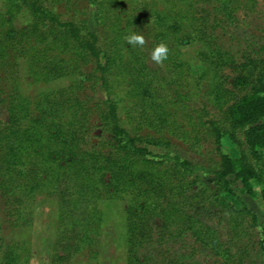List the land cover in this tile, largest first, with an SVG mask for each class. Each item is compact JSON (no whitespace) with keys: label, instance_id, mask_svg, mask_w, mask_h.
<instances>
[{"label":"trees","instance_id":"1","mask_svg":"<svg viewBox=\"0 0 264 264\" xmlns=\"http://www.w3.org/2000/svg\"><path fill=\"white\" fill-rule=\"evenodd\" d=\"M65 1L70 9L72 0ZM164 1L167 11L162 12L154 9L149 0L133 1V6L126 9L121 4L110 5L108 0H88L103 26L102 32H96L78 11L72 15L58 11L62 0H3L0 70L7 73L10 87V119L7 123L0 121L1 197L12 224H17L29 221L37 192H58L65 219L54 246L60 259L71 255L58 253L64 242L72 244L71 250L75 251L79 247H73V239L83 240L86 236L74 227H94L101 219L99 198L123 194L128 199L125 228L129 264H148L140 259L138 248L152 238L159 216L164 226L181 224L208 245L207 232H203L206 229L196 225L202 223L200 214L211 210L207 200L232 211L225 198L241 200L244 192L253 197L261 194L264 203V45L259 48L258 58L248 56L240 69L234 68L235 89L219 87L225 99L223 110L218 117L205 121L220 155L219 162L209 169L194 163L173 152L171 140L164 135L166 130H176L164 106L176 101L170 88L183 78L171 38L187 26L188 32L179 42L205 39L211 35V27L221 22L215 17L211 23L205 4L213 0ZM215 1L216 14L230 23L238 21L235 0ZM20 15H24V23L17 26L14 21ZM132 32L144 35L143 48L127 42L125 37ZM161 41L168 45V58L163 66L154 67L149 64L148 51ZM53 50L67 58L50 54ZM22 61L45 80L76 75V87L90 83L91 89L104 96L84 99L74 85L51 88L41 92L35 102L36 112L32 113L21 97L18 67ZM90 64L93 67L87 71L85 66ZM197 74L194 76L200 80ZM123 78L134 85L142 101L125 118L116 93V83ZM178 93L182 100L188 97ZM94 112L103 133L97 136L96 145L90 146ZM226 137L239 147L238 153L223 150ZM199 171L212 174L213 185L193 188L200 178ZM74 180H83L81 189L74 186ZM235 182H241L242 187H234ZM77 208L85 214L77 217ZM242 211L249 213L259 227V242L264 245V223L246 206ZM14 263L13 246L8 245L0 264Z\"/></svg>","mask_w":264,"mask_h":264},{"label":"rangeland","instance_id":"2","mask_svg":"<svg viewBox=\"0 0 264 264\" xmlns=\"http://www.w3.org/2000/svg\"><path fill=\"white\" fill-rule=\"evenodd\" d=\"M108 1L110 5L121 4L126 9L131 8L133 1L137 0ZM149 1L154 9L167 11L164 0ZM235 2L238 5L236 23H230L220 14H216L217 2L213 0L205 5L211 13V23L217 17L221 25L211 27L210 36L181 43L180 37L188 32L185 26L181 33L171 38L179 54L183 78L180 84H173L170 88V93L176 101L164 106L166 111H170L176 130L173 133L166 130L164 135L171 140L173 152L208 169L215 167L220 160L214 138L211 137L205 123L207 119L218 117L225 105L219 87L235 89L232 84L237 73L235 69H240L248 56L258 58L261 55L259 48L264 45V0ZM3 4V0H0V9ZM70 5L69 9L66 1L62 0L57 9L62 13L68 12L69 15L78 11L80 17L88 20L93 31L102 32L103 26L99 24L97 12L88 0H72ZM23 16L15 18L17 26L24 23ZM125 20L126 17L123 23ZM123 51L128 54L127 48ZM148 52L150 55L151 51ZM50 54H59L67 58V55L57 50ZM149 64L158 66L151 61L150 56ZM27 65L23 62L18 67V75L21 97L32 113L36 112L34 106L41 92L51 88L74 85L77 94L84 99L94 100L104 96L102 92L91 89L90 83L83 84L82 88L76 87L79 84L76 75L45 80L29 70ZM92 67L90 64L85 66V69L89 71ZM193 73H198L200 80H196ZM5 75L7 73L0 70V121L3 123L10 119L8 109L10 87ZM133 86L124 78L116 83V93L124 118L130 109L142 102ZM178 92L182 95L188 94V97L182 100ZM98 121L99 116L94 112L90 122L91 136L88 140L90 146L96 145L97 136L103 133L97 125ZM151 149L165 151L164 148L154 146H151ZM223 150L238 153L239 147L226 137ZM197 175L200 178L193 188L213 185L212 174L199 171ZM82 181L74 180L73 184L81 189L79 185ZM234 187L240 189L242 183L235 182ZM97 201L101 209V219L94 227L90 225L86 229L74 227L80 235L85 233L86 236L83 240L73 239L75 242L73 247L75 245L79 247L75 251L71 250L72 244L64 242L58 248V253L65 256L70 252L71 255L60 259L57 250L54 252V246L61 237L65 219L61 216L63 202L58 192L52 189L37 192L29 210V221L23 220L17 224H12L0 192V258L4 256L6 247L12 245L15 254L14 264H129L130 252L125 228L128 199L124 198L123 194H117L113 198H99ZM225 201L231 205L232 211L226 209L223 204L218 205L207 200V207L211 210H204L199 216L202 223H196L199 228L203 226V229H206L203 232H207L206 239L208 237L210 244H204L192 230L183 228L181 224L164 226L159 216L155 226L153 225L152 238L138 248L140 259L148 264H264V245L259 242V227L253 223L249 213L242 211L246 206L257 214L260 223H264V203L261 194L253 197L241 192V200L228 197ZM84 214L83 209L77 208L75 213L77 217Z\"/></svg>","mask_w":264,"mask_h":264},{"label":"clouds","instance_id":"3","mask_svg":"<svg viewBox=\"0 0 264 264\" xmlns=\"http://www.w3.org/2000/svg\"><path fill=\"white\" fill-rule=\"evenodd\" d=\"M127 42L132 46H139L143 48L146 44V39L143 34L132 32L125 37ZM169 48L167 43L161 41L158 43L150 54V59L158 66H163V62L168 58Z\"/></svg>","mask_w":264,"mask_h":264}]
</instances>
